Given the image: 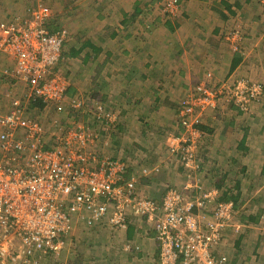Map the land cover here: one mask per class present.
Returning <instances> with one entry per match:
<instances>
[{
	"label": "crops",
	"instance_id": "crops-1",
	"mask_svg": "<svg viewBox=\"0 0 264 264\" xmlns=\"http://www.w3.org/2000/svg\"><path fill=\"white\" fill-rule=\"evenodd\" d=\"M146 1L84 0L83 3L87 4L86 14L95 17L93 29L89 40L85 42L86 48L77 56L73 55V51L77 52L80 46L74 48L70 50V55L78 57L76 64L79 61L80 66H86L80 68L85 69V77L74 74L73 81L67 82L64 99L60 104L57 103L60 106L56 104L51 111L66 115L65 110L70 109L71 102L80 100L84 107L89 103L85 100L95 96L96 101L104 103L106 112V106L110 107L112 113H108L115 117V124L110 126L104 122L101 126H95L92 125L93 118L88 122V119H83L82 122L97 134L96 146L106 157L130 159L127 162L126 179L134 180V188L139 197L160 203L168 189L182 190L185 183H198L202 192H213L214 200L209 205L206 200H202L205 209L197 212L207 217L215 203H232V222L237 223L233 226L237 229L242 226L243 229L231 241L227 232L233 226L232 222L228 223V229L219 242L218 252L222 250L225 253L227 245L232 247L229 250L232 251L233 259L250 251V264H257L258 261L264 264V120L255 123L257 116L253 114L264 113V96L260 104L263 110L259 111V106H254L251 108L252 114L247 117L224 99L220 100L214 110L204 114L200 124L202 140L196 150L199 170L194 178L185 177L183 169L171 158L165 146L166 138L178 132L179 106L176 105L188 85L204 82L209 87H216L226 79L233 82L240 75L257 81L264 80V24L250 13L249 0H178L179 13L174 17L164 16V29L155 28L151 24L153 33L147 38L148 45L142 46V35L139 36V29L134 28L143 20L141 12ZM161 1L163 7L165 0ZM13 2L0 0L1 22L27 17V9L21 13L8 10L6 6ZM136 4L141 9L135 17ZM245 9L248 11L245 12ZM226 25L233 26L241 31L243 38L246 37L247 41L242 42V39L239 49L237 46L236 50L233 47L230 49L223 42L221 35ZM48 30L67 35L63 28ZM67 43L63 40L62 48ZM132 52H136L135 55H131ZM141 54L145 59H136ZM5 56L0 52V66L9 65L10 68L8 63L11 60ZM3 70L0 71V85L11 89L12 80L5 75L8 68ZM6 95L0 94V101L5 105L10 99ZM72 112L80 119V111ZM151 116L153 122L149 125L153 124V143L144 155L137 150L147 141L151 128L145 124L147 122L141 121L143 118L149 121L150 118H147ZM125 133L131 136L127 144L120 142V137ZM120 156L123 158H118ZM144 168L157 171L145 177L142 175ZM81 224L89 231L86 232L88 239L84 242L87 250L94 251L100 246L97 252L107 253L110 249L106 255L111 264L115 260L119 264L158 263L156 234L141 218L129 217L124 231L114 230L104 222L108 230L103 231V238L95 234L97 230L100 232L102 226L87 227ZM247 230L251 235H246ZM86 235L82 230V243ZM249 244L252 247L247 250L241 247H248ZM106 255L103 253L98 256L100 261L107 260ZM232 260L228 264L236 262Z\"/></svg>",
	"mask_w": 264,
	"mask_h": 264
},
{
	"label": "built area",
	"instance_id": "built-area-1",
	"mask_svg": "<svg viewBox=\"0 0 264 264\" xmlns=\"http://www.w3.org/2000/svg\"><path fill=\"white\" fill-rule=\"evenodd\" d=\"M260 4L264 9V0ZM163 10L169 16L176 14L179 1L165 0ZM50 17L51 10L39 3L26 18L0 23V52L12 62L5 75L22 85L25 95L7 94L11 99L6 105L0 101V264H31L47 253L57 254L74 220L87 227L105 222L124 231L129 217L141 218L154 230L157 264H225V256L216 257V249L233 217L232 203H215L205 217L197 211L205 209L202 200L209 205L214 194L202 192L197 182L185 183L182 190L168 189L160 203L139 197L134 180L125 177L126 164L95 149L98 136L91 127L72 123L61 131L54 122L47 139L40 121L26 112L31 102L43 109L61 102L68 88L65 79L53 72L64 34L46 28ZM219 87L202 84L189 92L178 108V132L166 138L168 154L187 179L199 170L198 127L204 114L222 97L247 110L264 84L237 81L232 94L225 95ZM82 105L73 101L71 109L81 111ZM102 108L88 111V118L113 126L115 117ZM156 171L144 168L142 175Z\"/></svg>",
	"mask_w": 264,
	"mask_h": 264
},
{
	"label": "rangeland",
	"instance_id": "rangeland-1",
	"mask_svg": "<svg viewBox=\"0 0 264 264\" xmlns=\"http://www.w3.org/2000/svg\"><path fill=\"white\" fill-rule=\"evenodd\" d=\"M260 1L261 0H249L250 5L248 7H249L250 13L253 15V17L260 19L264 24V15H263L264 9H263L262 5L260 4ZM83 2H84V0H41V2H40V4L47 6L51 10L50 24H48L49 28H52V29L63 28L65 30V34H67V35H64V40L68 41V43L64 46V48L61 49V58L55 67L56 69L54 68V71H53L56 75L65 79L66 82L73 81V76L76 73H77L76 76L80 75L83 78L85 77V69L81 70L80 68H85L86 66L85 65L80 66L79 61H78V64H76L75 61L78 59V57L74 58L73 56L70 55V53H71L70 50H74V48L75 49L78 48L81 44H85L87 39L89 40L90 33L93 29V18H95V17L91 18L89 14H86L87 13L86 12V9H87L86 5L87 4H84ZM14 3L17 5L14 6ZM38 3L39 2L34 1V0H14L12 5H7L6 7L8 8V10L12 9L14 11L21 13L22 11L24 12L28 8H32V7L36 8ZM163 8H164V6L162 7V1L161 0H147L145 2L143 10L141 12V13H143V20L140 24H137V26H138L137 28H134L135 30L139 29V31H140V35L138 34L139 36L142 35V38H141L142 46L148 45V43H147L148 39L147 38H150L151 34L153 33V28H152L151 24H154L155 28H163L164 29L166 27L165 26L166 22L163 20L165 19L164 16H169V15H167L164 12ZM247 11L248 10L245 9V12H247ZM27 12L28 11H26V14H27ZM245 12L243 14H245ZM178 13H179V11L172 16L174 17ZM94 15L101 16L100 14H96V13H94ZM239 16H240V14H239ZM238 19H239V17H238ZM1 21H3V19L0 20V23H1ZM247 23H248V21H247ZM221 37H223V40H224L223 42H226L229 45L230 49H232V47H233V50H236V46L239 49V47H240L239 44H241L242 39H243L242 42L247 41L246 37L245 38L242 37L241 31H239L236 28H233V26H230V25L225 26V30L223 31V34L221 35ZM145 39H147V40H145ZM226 43H224V44L222 43V44L225 45ZM248 43H249V41H248ZM263 50H264V47H263ZM135 53L132 52L131 55H135ZM143 56H144L143 54L140 55V58L136 56V59L141 60V58H143ZM143 59H145V58H143ZM10 62L8 63V64H10V68L8 67L9 65H2V67L0 66L1 69L2 70L4 69L3 71H5V69L8 68L7 71L10 72L11 67H12V62L11 63ZM61 62H63V63L65 62V64L63 65V63L61 64ZM77 66H79V68H77ZM1 69H0V71H1ZM76 70H77V72H76ZM222 78H224V76ZM249 78H250L249 76H247L245 78L244 76L240 75V76H237V78L233 82H232V80H229V79L224 80L223 82H221V84H219V86L222 85V88H224L223 90H224V95H225L227 93L232 94V91L234 90V86H235L237 81H245V82L247 81L248 84H251V83L260 84L261 82H262V84H264V80L263 81H257V80L249 79ZM202 84L207 86L204 82H201L199 84H195L193 86L188 85V87H186L185 91L183 92V95H181V98L179 99L176 106H180L182 104L183 100L186 98V95L189 92L195 90L198 85H202ZM10 85H12L11 89L8 88L7 86H4L1 84L0 85V94L6 95L8 93V95H10V93H11V95L13 94V96H11V98L12 97L19 98L21 96H23V97L25 96V95H23L24 94V87H22L18 82L12 80V84H10ZM219 86L211 87V88L220 89L221 87H219ZM151 91H153V89H151ZM263 96H264V90H262L261 94L258 96V98L256 100H254L253 102H250L247 110H244V111H241L240 109H238V105L232 99H231L232 101H229L227 99V97H222L216 102L215 107L212 109H209L208 111L214 110L216 108L217 104L220 102V100L224 99L225 102H229V104H232L236 109H238L239 112H242L247 117L249 114H252L251 108L254 106L255 107L259 106V108H258L259 111L263 110V108L260 106ZM85 101L88 102L89 100H85ZM72 103L73 102H71V104ZM59 104H57V106H60ZM71 104L69 105L70 109L68 108L65 110L66 115L55 114L54 111H50V108H51V110L53 108L52 106H49L48 108H44V109L42 108V110H44V111H42L43 113L37 114L36 111H33L32 115H33V117L37 118L40 121L41 125H43L44 132H45L47 139H48V136L53 132L52 126H53L54 122H56V124L58 125V128H60L61 131H64L66 128L70 127L72 125V123L83 124L84 122H82V120L87 119V117H88L87 112L88 111L95 110L96 106H98V105H101L102 107L104 105V103H102L103 104L102 105L100 103L94 102L93 106H89V104L87 106H84L83 110H85L86 112H82L83 110L80 111L82 113V115H80V113H78V117L80 119H77L76 113L72 112ZM150 105L152 106L153 103H151ZM235 105H237V107ZM3 107L5 108V106H3ZM106 108H107V112L112 113L110 111L111 109L109 110L110 107L106 106ZM253 114L255 116H257L256 117L257 120L256 121L254 120L255 123L258 120L260 121V119H261V121L264 120V113L258 112V114H255V112H253ZM177 115H178V113H177ZM255 116H254V118H255ZM148 119H149V121H146L145 118H143V121H141V122H143V123L147 122L145 124L149 125L151 121L153 122V116L148 117L147 120ZM136 120H138V119H136ZM148 128H151L150 129L151 132H148V134H147V138H146L147 141H145L143 143V145L139 146V149L137 150V152H139V153L143 152L144 155H145V152H147L151 148V146H152L151 142L153 143V134H152L153 133V124L149 125ZM130 140H131V136L128 133H125L120 137L121 143L125 142V144H127ZM95 149L99 152L102 151V150H99L97 147ZM152 153H153V151L151 152V154ZM121 156H123V155H121ZM121 156L118 158H123ZM122 160H120V161L124 162L127 166V162L130 159L123 158ZM125 177H126V174H125ZM127 181H130V180H127ZM135 191H136V189H135ZM231 222H232V218L229 221V223H231ZM81 223H83V222H81L80 220H78V221L74 220L70 232L68 234H66L65 237L62 238L63 242H62V246H61L59 253H57V254L47 253L41 259L33 260L31 262V264H106L107 263L106 261H108V264H111L110 259L106 255V254H108L110 249L108 250L107 253L106 252H99V251L97 252V249L100 248V246H97L94 251L93 250H87V245L84 242H85V240L88 239L86 232H89V231H86L85 227ZM233 225H237V223L232 222V226ZM98 226H102V227L100 228V232L97 230V231H95L96 232L95 234H100V235H96V236H98V237L102 236V238H103V235H104L103 231L108 230V229L107 228L105 229L103 224H100ZM226 229H228V228L226 227ZM82 230H83V233H85V235H86V237L83 236V237H85L83 240V243L81 242L82 238L80 236V234H82ZM241 231H243L242 226L239 229H237L236 226H233L232 230L227 232V235L230 236L231 241H234L233 240L234 236L238 235L239 232H241ZM247 232H248V233H246L247 236L251 235V233H249V230H247ZM223 234H224V232H223ZM223 234H222V236H223ZM228 236H227V238H228ZM253 236L254 235H252L251 237H253ZM104 237H107V236H104ZM247 240L249 241V239H247ZM157 244H158V241H157ZM84 245H85V247H84ZM219 246H220V244L218 245V247L216 249V254H217L216 257H219L218 255L225 256V264H228L229 260H232L234 257L233 255H231L232 251L229 250L232 247H229L226 245L225 248H227V249H225L226 252L224 253V252H221L222 250H220L218 252ZM111 247H113V244L111 245ZM241 247L247 250V249L251 248L252 246L249 244L248 247H247V245H243ZM71 252H72V254H71ZM121 252L122 251H119V253H121ZM103 253L106 255L105 257L107 260L100 261L98 256H100ZM250 253L251 252L249 251V252H247V254L241 255V257H239L240 255H237L235 257V259H233V260H236V262L234 264H250V262H251V259H250L251 256L249 255ZM116 255H118V254L116 253ZM96 257H97V260H96ZM114 264H119V263L117 262V260H115ZM257 264H261V262L258 261Z\"/></svg>",
	"mask_w": 264,
	"mask_h": 264
},
{
	"label": "trees",
	"instance_id": "trees-1",
	"mask_svg": "<svg viewBox=\"0 0 264 264\" xmlns=\"http://www.w3.org/2000/svg\"><path fill=\"white\" fill-rule=\"evenodd\" d=\"M33 8V7H32ZM32 8H28L26 11H28V10H30V9H32ZM140 7H138L137 6V4H136V7H135V9H134V16L136 17V16H138V14L140 13ZM26 16H27V14H26ZM133 16V15H132ZM51 18V17H50ZM50 18L46 21V28L47 29H52V28H49L48 27V24H50ZM55 29V28H54ZM87 45V44H86ZM86 45L85 44H81L80 45V47H79V49H78V51L77 52H74L73 51V55L74 56H77L80 52H82L83 50H84V48H86ZM84 57H85V54H84ZM84 57H83V59H84ZM22 86V85H21ZM262 90H264V87H263V89ZM92 99H89V103L88 104H90V103H94V101H96V97L95 96H93V97H91ZM97 103H100V104H102V102L101 101H96ZM103 105V104H102ZM53 106H56V104L55 105H52V107ZM89 106H93V104H91V105H89ZM35 107L37 108L36 109V113L38 114V113H43L42 111H44V110H42V106H41V104L40 103H38V102H31V103H28V106L27 107H25L24 109L26 110V112L27 113H30V115L33 117V115H32V113H33V110L35 111ZM103 108H102V112H103ZM50 111H51V108H50ZM92 110H90L89 112H91ZM105 111V110H104ZM106 112V111H105ZM87 115H89V113L87 114ZM104 117V116H103ZM88 119V121H89V118H87ZM93 123H92V125H95V126H97V125H99V126H101V122L100 121H96L95 119H93ZM199 129H200V125H199V127H198ZM228 226V225H227ZM226 230V229H225ZM225 232V231H224ZM159 246V245H158ZM82 250V249H81ZM60 251V250H59ZM59 251H58V253H59ZM71 254H72V252H71ZM157 258L159 259V251H158V253H157Z\"/></svg>",
	"mask_w": 264,
	"mask_h": 264
}]
</instances>
